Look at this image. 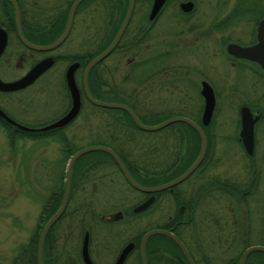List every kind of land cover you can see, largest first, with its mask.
Returning <instances> with one entry per match:
<instances>
[{
    "label": "flooded vegetation",
    "instance_id": "af4514ba",
    "mask_svg": "<svg viewBox=\"0 0 264 264\" xmlns=\"http://www.w3.org/2000/svg\"><path fill=\"white\" fill-rule=\"evenodd\" d=\"M12 1L17 7V20L12 2L0 0V41L3 36L5 37L4 46L0 52V82L10 84L20 80L37 62L45 58L50 57L51 63L36 78L23 86L13 89L0 87V162L26 163L25 159H27L29 151L32 152L29 158L33 163L32 166H28L32 173L27 177L18 179L20 188L15 187L9 190L0 188V227H6L8 232L21 229L18 235L0 236V264H85V254L91 264H115L120 252L128 243H132V247L121 264H140L139 240L143 233L155 228L166 229L174 234L185 246L194 264H232V260L237 254L235 249L241 246L239 258L244 249L242 248L243 238L249 233V229L245 233L243 232V225L246 220H242L241 208L245 207V212H247L250 203H254L255 195L261 196V199L264 200V187H259V162L252 156L255 148H264V139L259 138V133H263L261 128L264 127V63L235 57L229 54L226 48L229 44L242 47L254 45L257 42L258 23L264 19V10L242 12L236 10L234 4L231 11L225 12L219 22L214 24V27L208 28L200 37L194 36L195 41L202 38L206 39L209 44L211 38L214 37L211 44L216 45V50L224 58L226 68L228 67L226 74L223 75L218 84V89H216L207 77V69L203 66L200 68L199 65L193 66L189 71L192 74L185 77L193 92V95L188 93L192 100L184 104L179 99L180 102H176V109L172 112L173 116H184L191 120L204 135L205 150L195 168L185 178L171 186L157 191L145 192L132 187L127 182L120 167L110 154L97 151L102 155L83 161L81 158L88 152L83 153L71 163L67 197L61 212L49 225L44 235L40 237L43 226L56 212L66 190L68 161L78 150L84 148L80 145L79 133L82 130L84 116L95 118L98 115L97 110H99L98 106H94L88 100L83 90L84 67L92 57L89 58L88 53L84 54L83 51L87 50H82L81 39L77 43L69 44V37L77 29L76 32L82 36V19L90 18V21L85 23V29L88 30L86 35L92 36V43H94L92 50H97L104 37L111 34L114 36L122 19L114 32L117 0H79L72 12H70V7L74 0ZM145 1L149 6V12L152 0ZM136 4L137 2L133 3L132 11L135 10ZM165 5L166 0L151 20H148L147 12L146 20L142 19L141 24L139 23L135 28L132 27L130 31L128 26L133 15L131 12L122 32V35L123 33L127 34L125 43L115 48L117 42L108 55L94 64L87 73L86 87L91 97L98 99L97 97H102V95H116L119 99L125 100L126 103L122 104L127 105L137 118L139 114L145 116L163 115L162 111H157V108H148L145 102L139 104L135 102L140 95L142 96L140 100L150 99L151 91L137 94L134 93V89H130L126 95L121 93V89L116 87L112 77L115 66L106 67L102 62L111 53L132 52V54L130 53L131 57L137 55L146 34L145 23L151 25ZM193 8L194 5L192 10ZM177 9L184 15L189 16L192 13V10L188 13L180 11L178 4ZM179 12L178 14L181 16ZM213 29H216L217 32H214ZM18 30L24 39L33 45H47L58 38L64 30L66 33L64 39L55 47L47 50H35L25 46L20 41ZM242 35H246L247 39L242 41L240 39ZM262 41L264 42V31ZM55 50L56 52H54ZM36 55L38 56L35 57ZM263 55L262 53L261 56ZM132 60H127L124 70V76L128 80L133 78L136 69L142 68L143 64H146L148 68L151 67L147 65L151 61L132 62ZM158 63L160 62L156 64ZM70 65H74L72 81L77 91L78 109L64 124L43 129L65 116L71 107L72 101L66 78V71ZM158 71L155 70L144 77L141 76L137 83L144 85ZM49 73H55V77L59 79V83L54 84V93H56L58 100L54 101L52 107H49V112L46 113L45 110L48 108L36 105L33 90L36 88L42 92L47 87L44 79ZM231 73L235 75L233 78ZM237 75L239 78L236 77ZM175 77L174 83L172 82L173 92L174 94L176 92L178 96H183L184 90H182L179 81L181 76L178 73ZM242 79L243 82L246 79V87L241 86ZM110 81H112L111 84ZM202 81L210 86L214 97L212 115L206 125L201 124L203 111ZM223 96L232 100L234 108L238 106L237 127H233L234 132L231 139L245 155V161L242 163V174L239 177L225 174L215 178L211 174V167L213 166L211 160L219 159V156L213 157L214 144L219 140L214 139L215 124H212L211 121L214 112L219 110L218 101ZM126 100H132V103ZM135 104H137V108L134 106ZM243 106L248 108L252 116L257 117L252 127L251 155L246 154L238 135L240 128L239 111ZM137 109L141 112L139 113ZM114 122L122 123L118 116H115ZM187 127L185 138L182 139L181 136L180 139L179 125L173 126L175 131L173 140L170 142L172 151L169 161L164 160L166 157L163 156L160 142L145 144L142 154L136 155L137 157L134 156V149L127 146L116 148L107 145L92 146L110 149L134 182L145 188H153L178 177L196 158L200 148V140L196 131L189 125ZM193 138H197V142L190 140ZM36 141L43 142L39 148L44 151V155L36 159L38 168L41 166L44 171L37 174L34 173L35 157L32 155L35 153ZM3 144L6 147V154H2ZM196 144L197 148L195 149ZM255 172H257L256 175ZM113 184H117L116 190L112 187ZM131 191L135 193L133 197L130 196ZM21 194L30 199L31 202L36 200V204L38 203V209L33 213L32 218L30 215V219H26L29 216L28 210H17L12 204L16 197L22 196ZM96 194L105 197L108 201H104V204L100 205L95 200ZM215 197L221 198L223 203L220 206L224 211L228 210L229 215L224 214L226 217L219 225L221 231L214 237L217 240H214V243L230 246H227L225 252L221 253L223 255L217 254L212 257L210 252L201 250L199 244L210 243V239L205 241L206 235L202 236L201 233L210 227L211 217L214 216L212 214V202ZM148 199L150 201L144 209L134 211L136 206ZM90 218L93 220V224L99 225L98 228H101V235L95 237L99 241L97 246L93 238L92 228L87 220ZM146 218L155 222L154 227L147 229L139 227L132 233H126L127 225L134 224L136 219L145 220ZM117 240L119 245L111 253V257L108 260H98L95 253H102L101 244L104 245L106 251H109L110 243ZM147 240L144 245L146 264H163L164 257L161 256V253L156 251L151 256L147 255ZM187 242L197 244L198 259H195L193 254L189 252ZM84 243H86L85 250H83ZM230 247L234 251H229ZM251 253L246 256L243 264H247L246 261ZM166 258L169 256L166 255ZM256 262L257 258L252 257L249 264H257ZM184 263L187 264L185 259Z\"/></svg>",
    "mask_w": 264,
    "mask_h": 264
},
{
    "label": "rangeland",
    "instance_id": "374dc122",
    "mask_svg": "<svg viewBox=\"0 0 264 264\" xmlns=\"http://www.w3.org/2000/svg\"><path fill=\"white\" fill-rule=\"evenodd\" d=\"M113 1V0H112ZM182 0H169L165 5V8L157 16L156 20L149 25L145 23L147 28L146 34L143 38L142 47L137 55L131 57L132 52L126 53H111L108 57L103 60V64L107 67L115 66V71L112 73L113 81L116 87L121 89V93L128 94L130 89H134V93L141 94L145 91H151L150 99L146 98L145 100H140L141 95L135 100L137 104L147 103L148 108H157V111H162L163 117H170L174 114L173 110L176 109V102L180 100L187 104L192 99L188 96V93L193 95L192 89L189 86L188 81L185 77H189L192 72L189 71L193 66H198L201 68L205 67L207 69V77L211 81L213 87L218 89V84L222 79L223 75L226 74L227 68L224 63V58L220 52L216 50V45L213 43L214 37L211 38V42L206 39H199L198 41L194 40V36L200 37L204 31L208 28L214 27V24L218 23L222 15L225 12L231 11L234 4H237V0H191L193 2L194 8L192 13L186 18L185 21L183 16L178 14L177 4ZM258 5L256 11L264 10V0H258ZM147 1L138 0L134 13L131 17L130 24L128 29L131 31V28H135L142 21L143 16L146 20V15L148 12L149 6L146 4ZM83 35L75 32L69 37L68 43L72 44L77 43L81 39L82 50L85 53H93L92 46V36L86 35L87 31L85 29V23L90 21L89 19L83 18ZM141 24V23H140ZM196 24L197 26H195ZM194 25V26H192ZM79 28V26L77 25ZM214 32H217L216 29H213ZM212 34H214L212 32ZM242 34V33H240ZM203 37V36H202ZM242 41L247 39L246 35L240 36ZM63 49V48H61ZM89 49V50H88ZM215 51V52H214ZM56 52V50L54 51ZM53 53V52H52ZM131 53V54H130ZM36 55L35 57H37ZM128 59H133V61H151L147 64L151 67L148 68L146 64H143L142 68L138 67L136 72L133 74V78L127 79L124 76V70L126 69V62ZM157 62H160L156 64ZM161 65L160 67H156ZM59 66V64H58ZM159 70L158 73L152 75V77L144 83V85L137 83L138 79L146 76L149 72ZM179 73V81L181 83V88L184 90L183 96H178L173 92V85L175 76ZM233 78L234 73L230 74ZM55 73H49L46 75L44 82L46 83L45 89L42 92H39L36 88L33 90L34 100L37 106L42 105L45 108L46 113L49 112L53 103L57 99V95L54 90V84L59 83V79L55 77ZM124 76V77H123ZM239 78V76H236ZM172 78V80H171ZM112 81H110V84ZM242 87H246V79L243 82ZM98 100L112 103H126L125 100L119 99L116 95H102V97H97ZM178 98V99H177ZM180 99V100H179ZM131 102L132 100H126ZM134 101V100H133ZM219 110L215 111L212 116V124L214 126L215 140H219L214 144V154L213 157L216 158L219 156V159H212L211 162L213 166L211 167V174L213 177L218 178L220 175H235L239 177L242 174V163L245 161V155L240 150V147L231 139V136L234 132L233 127H237V107H233L232 100L228 97L223 96L219 101ZM137 104L134 106L137 108ZM50 107V108H49ZM96 109V108H94ZM97 113L98 115L95 118L88 117L92 119L91 121L84 116L82 130L80 133V145L83 147L92 146V145H107L113 147H128L134 149L133 155H141L144 149L145 144L159 143L163 150V156L165 161H169L171 157L172 144L170 142L173 140V134L175 129L169 126L160 130L154 131H143L138 130L127 124V117L117 109H106L104 107L98 106ZM139 109V108H138ZM137 109V110H138ZM140 113L141 111L138 110ZM115 116H118L120 122H114ZM125 120V121H124ZM149 122H154L153 120ZM89 123V124H88ZM91 123V124H90ZM124 123V124H123ZM236 125V126H235ZM259 133V138L264 139V127L261 128ZM211 135V134H210ZM211 138V137H210ZM152 142V143H151ZM5 144V143H4ZM3 144L2 154H6L5 145ZM43 142H35V163H34V173L43 172V167L39 166L38 168L36 159L41 158L44 155V151L40 150L39 145H42ZM132 146V148H131ZM40 150V151H39ZM32 153V152H31ZM31 153L28 151L27 159L25 162L21 163H4L0 162V188L4 190H9L12 188H20L18 184V179L22 177H27L32 173L28 169V166H32V160L29 158ZM102 155L101 153L88 152L83 155L81 160L85 161L89 158L98 157ZM132 155V154H131ZM255 157V160L259 162L260 166V175H259V187H264V148L257 147L255 152L252 154ZM137 157V156H136ZM34 162V161H33ZM165 163V162H164ZM165 165V164H164ZM257 172H255L256 175ZM42 175V174H41ZM119 179V178H118ZM117 182V181H116ZM112 187L116 190L118 188L117 184H113ZM132 190V189H131ZM134 191V190H133ZM131 191V197L134 196V192ZM109 192V191H108ZM136 192V191H135ZM22 195V194H21ZM218 197L214 198L212 202L214 216L211 217L210 227L207 228V231H203L202 236L206 235V240L210 239L209 244H199L201 250H206L210 252L211 256L223 255L222 252H225L228 244L214 243V237L220 234L219 225L225 219V215H229L228 210L224 211L220 204L223 203ZM95 200L100 205L104 204V201L108 200L101 196L95 195ZM253 204L250 203L248 211L245 212V207H242V216H243V232L249 229L247 236H244L243 240L248 243V245L261 244L264 245V200L261 199V196H254ZM14 208L17 210H28L29 216L26 219H30L38 209V203L31 202L26 196H18L13 201ZM216 216V217H215ZM214 217V218H213ZM90 227L93 231V238L101 235V228H98L99 225L93 224V220L87 219ZM146 224V225H145ZM155 222L152 219L146 218L136 219L134 224L127 225V232L132 233L137 230L139 227H144V229L154 227ZM145 225V226H143ZM21 229L15 230L14 232H8L7 228L4 226L0 227V236H14L20 234ZM115 242V241H114ZM111 242L109 246V251L104 249V245L101 244L102 253H95V256L98 260H108L111 257V253L119 245L117 240L115 243ZM96 246L99 244V241L95 239ZM188 249L190 253L193 254L195 259L199 258V249L197 244H191L187 242ZM232 246V245H231ZM209 247V249H207ZM205 248V249H204ZM241 250V246H238L235 249V252L238 253ZM229 251H234L230 247ZM255 258H260V255H252ZM217 261V260H216ZM214 263H217L213 261ZM219 263V262H218Z\"/></svg>",
    "mask_w": 264,
    "mask_h": 264
},
{
    "label": "water",
    "instance_id": "95a60500",
    "mask_svg": "<svg viewBox=\"0 0 264 264\" xmlns=\"http://www.w3.org/2000/svg\"><path fill=\"white\" fill-rule=\"evenodd\" d=\"M10 1L12 2L13 10H14L16 20H17V15H18L17 14V12H18L17 7L12 0H10ZM78 1L79 0H74V2L72 3V5L70 7V12L73 11L74 6L76 5V3ZM164 2H165V0H152L151 5H150V9L148 12V16H147L148 20L153 19V17L160 10V8L162 7ZM133 3H134V0H127L124 15L122 17V20H121L113 38L111 39V41L108 43V45L102 51H100L98 54L93 56L88 61V63L85 65L84 72H83V81H82L84 93H85L86 97L88 98V100L95 106L104 107V108H116V109L123 110L129 116V118L134 123V125L138 129L143 130V131L158 130V129L163 128V127H165L171 123H174V122H182V123L189 125L190 127H192L196 131V133L199 137V140H200L199 152H198L196 158L194 159V161L190 164V166L182 174H180L178 177H176L175 179H173V180H171L165 184H162V185H159V186H156L153 188H145V187L138 185L136 182H134L131 179V177L125 171V169L123 168L122 164L120 163V161L118 160L116 155L110 149H108L106 147H102V146H90V147H84V148L78 150L68 161V167H67V173H66V190H65V192L61 198V202L59 204V207L57 208L56 212L52 215V217L43 226V228L40 232V237H42L44 235V233L47 230V228L49 227V225L52 223V221L61 212V210L65 204L66 197H67V195H66L67 194V185H68V177H69V170H70L71 163L73 162V160L77 156H79L83 153H86L89 151H104V152L110 154L114 158V160L118 164V166L120 167V170H121L123 176L125 177V179L127 180V182L132 187H134L140 191H145V192L161 190L163 188H166L168 186H171V185L181 181L195 168V166L199 163V161L201 160V158L203 156V153L205 150L204 135H203L201 129L196 124H194L191 120H189L188 118H186L184 116H170V117H167L164 120L160 121L159 123L152 124V125H145L139 121V119L137 118L135 113L127 105L122 104V103H112V102L101 101V100H98V99L91 97L88 93V90L86 87L87 73H88L89 69L94 64H96L97 62L102 60L106 55H108V53L114 48V46L118 42L128 20L131 16V12L133 9ZM192 7H193V3L190 0L180 1L178 3V8L180 9V11H182L184 13L190 12L192 10ZM263 29H264V19H261L258 23V27L256 30L257 42L254 45L248 46V47H242V46H238V45H234V44H229L226 48L227 52L229 54L235 56V57L246 58V59L257 61V62H260L263 64L264 63L263 62L264 55L261 56L262 53L264 54V52H263L264 51V42L262 41V34L264 31ZM65 33H66V30H64V32L58 38H56L54 41H52L51 43H49L47 45L30 44L29 42H27L24 39V37L21 35L19 30H18V38L20 39V41L25 46H27L29 48H32L35 50H47V49H51V48L55 47L56 45H58L64 39ZM4 41H5V37L3 36L2 40L0 41V52L4 46ZM50 63H51V58L50 57L45 58V59L37 62L27 72V74L23 78H21L20 80L13 82V83H10V84H3L0 82V87H3L4 89H13V88L23 86V85L27 84L28 82L32 81L34 78H36L40 73H42L50 65ZM73 68H74V65H70L66 71L67 86H68L70 96H71V101H72L71 107L65 116L60 118L54 124H51L47 127H44L43 129L51 128L54 126H60L61 124H64L68 119H70L75 114V112L78 109L79 101H78L77 91H76L74 84H73V81H72V70H73ZM201 95L203 97V111L201 114V124L206 125L209 123L211 115H212V111H213V107H214V97L212 94V89L204 81L201 82ZM239 117H240V128H239L238 135H239L241 142L243 143V147H244L246 154L251 155V153H252V138H253L252 127H253V123L255 122L257 117L252 116L250 111L248 110V108H246L245 106L240 108ZM149 201H150V199L142 202L141 204H139L138 206H136L134 208V211H140V210L144 209L148 205ZM152 235H162V236L167 237L179 249L181 255L183 256V258L185 259L187 264H194V262L189 257L187 250H186L185 246L182 244V242L177 237H175V235L172 234L170 231H168L166 229H160V228L150 229V230H148L142 234V236L139 240L140 264H146L145 255H144V245H145L147 238H149ZM85 244L86 243H84V245H83L84 246L83 250H85ZM131 247H132V243H128L126 246H124V248L120 252L115 264H121L122 260L124 259L125 255L130 250ZM256 251L264 253V245L256 244V245H249V246L245 247L243 249V251L240 253L237 264H243L246 256L249 253L256 252ZM84 262H85V264H91L89 262L87 256H86V254L84 255Z\"/></svg>",
    "mask_w": 264,
    "mask_h": 264
},
{
    "label": "trees",
    "instance_id": "16d2710c",
    "mask_svg": "<svg viewBox=\"0 0 264 264\" xmlns=\"http://www.w3.org/2000/svg\"><path fill=\"white\" fill-rule=\"evenodd\" d=\"M168 1L169 0H166V4L168 3ZM136 2H138V0H134V3H136ZM126 3H127V0H117L116 1L117 14L115 16V26H114V30H113L114 32H115L120 20L122 19L123 15H124ZM258 3H259L258 0H237V4H235V5H236V10H238V11L256 12V8H257ZM133 11H132V14H133ZM178 12H179V10H178ZM181 15H183V18H186L188 16V15H184V14H181ZM143 19H144V17H143ZM139 34H140V31H139ZM126 35H127L126 33H123V35H121V37H120L115 48H118L123 43H125ZM112 37H113V34L104 37V40L100 43L99 48L97 50H94L93 53L89 54V56H90L89 58L95 56L100 51H102L108 45V43L111 41ZM51 38H53V37H51ZM90 76H91V73H90ZM117 110L121 111L127 117V124L128 125H130L131 127L135 128V129H138L124 111H122L120 109H117ZM138 118L143 124H156V123H159L160 121L164 120L167 117H163L162 115L145 116V115L139 114ZM151 120H153L154 122H149ZM174 125H179L178 133L180 134V139H181V136H182V139H184L185 138V129L188 128L187 125L185 123H181V122H174L171 125H168L164 128H167L169 126L173 127ZM138 130H140V129H138ZM190 140H192L193 142H197V138H193ZM196 148H197V144L195 145V149ZM206 154H208V153H206ZM246 246H248V243L243 240L242 248H245ZM156 251L161 253V256L164 257V259L162 260L163 264H186V263H184V259L181 255L179 249L165 236L152 235L148 238L147 244H146L147 255L149 254V256H151V254L155 253ZM238 254H239V252L233 258L232 264H237ZM166 255H168L169 258H166ZM252 255H260L261 257L257 258L256 263L257 264H264V253L257 252V251L253 252L249 255L248 260L246 261L247 264H249L251 258L253 257Z\"/></svg>",
    "mask_w": 264,
    "mask_h": 264
}]
</instances>
